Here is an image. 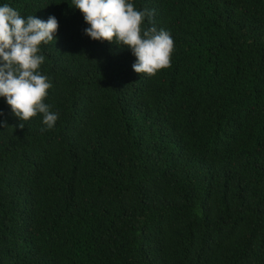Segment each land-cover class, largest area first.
I'll return each instance as SVG.
<instances>
[{
  "label": "trees",
  "instance_id": "16d2710c",
  "mask_svg": "<svg viewBox=\"0 0 264 264\" xmlns=\"http://www.w3.org/2000/svg\"><path fill=\"white\" fill-rule=\"evenodd\" d=\"M131 2L174 41L154 76L73 0H0L59 22L55 126L0 97V264H264V0Z\"/></svg>",
  "mask_w": 264,
  "mask_h": 264
},
{
  "label": "clouds",
  "instance_id": "9594fccd",
  "mask_svg": "<svg viewBox=\"0 0 264 264\" xmlns=\"http://www.w3.org/2000/svg\"><path fill=\"white\" fill-rule=\"evenodd\" d=\"M73 4L89 25L84 29L87 36L131 50L136 73L154 76L170 66L173 38L166 30L144 27L152 16L149 10H137L131 0H73ZM58 29L55 16L46 21L32 15L25 18L8 4L0 6V97L6 98L20 121L41 115L47 129L55 126L58 114L45 102L52 84L40 71L45 60L40 53L42 45L55 40ZM18 127L23 129L24 123Z\"/></svg>",
  "mask_w": 264,
  "mask_h": 264
}]
</instances>
